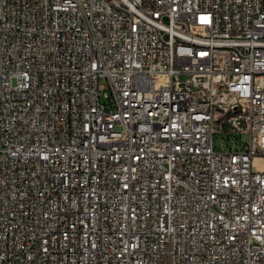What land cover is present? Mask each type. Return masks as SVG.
Segmentation results:
<instances>
[{"label": "built area", "instance_id": "1", "mask_svg": "<svg viewBox=\"0 0 264 264\" xmlns=\"http://www.w3.org/2000/svg\"><path fill=\"white\" fill-rule=\"evenodd\" d=\"M0 264H264V0H0Z\"/></svg>", "mask_w": 264, "mask_h": 264}, {"label": "rangeland", "instance_id": "2", "mask_svg": "<svg viewBox=\"0 0 264 264\" xmlns=\"http://www.w3.org/2000/svg\"><path fill=\"white\" fill-rule=\"evenodd\" d=\"M221 139L222 138L220 136H217V135L214 136L213 147L215 150L225 149L229 147V143L226 144L225 142H222ZM233 143L239 146V142L237 141V139H233Z\"/></svg>", "mask_w": 264, "mask_h": 264}]
</instances>
